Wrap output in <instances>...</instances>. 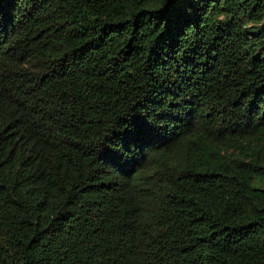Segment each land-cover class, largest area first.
Segmentation results:
<instances>
[{"label": "trees", "instance_id": "trees-1", "mask_svg": "<svg viewBox=\"0 0 264 264\" xmlns=\"http://www.w3.org/2000/svg\"><path fill=\"white\" fill-rule=\"evenodd\" d=\"M0 264H264V0H0Z\"/></svg>", "mask_w": 264, "mask_h": 264}]
</instances>
